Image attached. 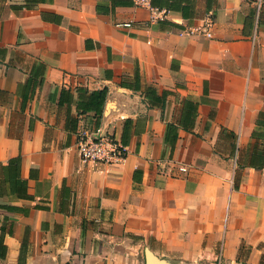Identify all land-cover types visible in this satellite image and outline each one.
<instances>
[{
	"label": "crops",
	"instance_id": "0c3cea01",
	"mask_svg": "<svg viewBox=\"0 0 264 264\" xmlns=\"http://www.w3.org/2000/svg\"><path fill=\"white\" fill-rule=\"evenodd\" d=\"M149 2L0 0V264H264V0Z\"/></svg>",
	"mask_w": 264,
	"mask_h": 264
},
{
	"label": "built area",
	"instance_id": "2783aa9c",
	"mask_svg": "<svg viewBox=\"0 0 264 264\" xmlns=\"http://www.w3.org/2000/svg\"><path fill=\"white\" fill-rule=\"evenodd\" d=\"M137 4L153 10L149 0H137ZM124 26L130 27L131 24H125ZM207 36L212 37V34L207 32ZM77 151L82 162L96 165L120 164L128 154L127 147L118 139L108 134L104 135L99 130L81 132L78 137ZM180 170L187 171L184 167Z\"/></svg>",
	"mask_w": 264,
	"mask_h": 264
},
{
	"label": "water",
	"instance_id": "95a60500",
	"mask_svg": "<svg viewBox=\"0 0 264 264\" xmlns=\"http://www.w3.org/2000/svg\"><path fill=\"white\" fill-rule=\"evenodd\" d=\"M146 264H165V263H163L162 260H159L150 251H146Z\"/></svg>",
	"mask_w": 264,
	"mask_h": 264
},
{
	"label": "trees",
	"instance_id": "16d2710c",
	"mask_svg": "<svg viewBox=\"0 0 264 264\" xmlns=\"http://www.w3.org/2000/svg\"><path fill=\"white\" fill-rule=\"evenodd\" d=\"M100 94V93H99ZM102 94H104V92H102ZM103 99H104V97H103ZM112 136V135H111ZM114 137V136H113Z\"/></svg>",
	"mask_w": 264,
	"mask_h": 264
}]
</instances>
